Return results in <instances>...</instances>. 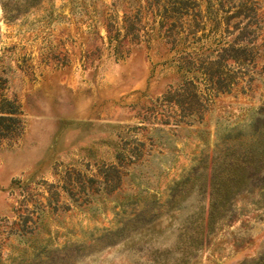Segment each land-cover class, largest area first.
I'll return each mask as SVG.
<instances>
[{
  "label": "rangeland",
  "instance_id": "rangeland-1",
  "mask_svg": "<svg viewBox=\"0 0 264 264\" xmlns=\"http://www.w3.org/2000/svg\"><path fill=\"white\" fill-rule=\"evenodd\" d=\"M1 2L0 264L264 258V160L218 185L213 171L225 142L264 123V0ZM185 79L191 116L164 98ZM141 210L159 215L104 245Z\"/></svg>",
  "mask_w": 264,
  "mask_h": 264
},
{
  "label": "trees",
  "instance_id": "trees-1",
  "mask_svg": "<svg viewBox=\"0 0 264 264\" xmlns=\"http://www.w3.org/2000/svg\"><path fill=\"white\" fill-rule=\"evenodd\" d=\"M40 0H2L1 4L4 10L7 11V14H11L14 12L17 13V11H22L27 9L30 6H33L37 4ZM243 46V45H242ZM241 46V47H242ZM233 47V46H232ZM239 45L237 46V48ZM237 48L236 50H233L234 53H236L233 56H230V58L233 59V62L239 66L246 64V61L242 60L241 56H237ZM239 49V48H238ZM240 50L245 51V47L240 48ZM250 55H253L251 53V50H253V47H250ZM226 52V50H224ZM227 59L228 55L222 56V66L224 68H227ZM250 61V60H249ZM248 61V62H249ZM193 61L191 63V66H182V64H179V67L183 69L185 73H190L191 71H194L192 68V65H194ZM247 62V63H248ZM212 64V63H207ZM206 68V67H205ZM228 69V68H227ZM197 73L202 75L206 80V82L211 83L210 76H207V72L204 71V68L199 67L197 70ZM227 72V71H226ZM194 75V74H193ZM192 75V76H193ZM192 76L190 79H192ZM192 82L191 80L188 81V79L183 80L182 85L179 87V91L182 92L178 93V91L174 92H168L164 95V98H166L168 101L172 102L175 106H178L181 111H183L184 116H191L193 113H195V106L199 105L200 103V94L193 93V91L190 93V86ZM181 88V89H180ZM181 115V116H182ZM4 118L5 116H0ZM264 160V123H261L260 125L255 126V129L251 133L250 137L248 139L242 140L238 139L236 141L233 140V138L229 142H225L223 144V147L218 152V154L215 155V161L213 163V167H215L214 171V178L217 180V185L220 180H231L234 178L235 174V167L240 162L243 163H249L251 162H258ZM192 180L189 178H185L184 180L177 181L173 184V187L171 188V191H175L177 188H181V186H186L187 184L192 186ZM222 184V183H221ZM189 187V186H188ZM220 187V184H219ZM217 186V188H219ZM189 188H186L183 192H180V190L177 189V193L171 194V198L166 201L167 204H169V207H171L173 204L181 200L179 196H177L179 193H185L188 192ZM219 202H222V199L217 197V200H213V202L210 203V208L207 215V221L205 222L206 226L212 222L213 218L217 216V208L216 205H218ZM225 201V199H224ZM159 214H149L145 211H139V213L135 214V217L126 219L125 222L122 224L121 227H117L114 230H107L104 232V234L101 236L100 239L104 242V245L106 244H113L115 241H117L120 235L123 234L124 231H129L133 224L137 222H145V221H151L155 217H157ZM143 222V223H144ZM198 234L196 233V236ZM255 264H264V258H260Z\"/></svg>",
  "mask_w": 264,
  "mask_h": 264
}]
</instances>
